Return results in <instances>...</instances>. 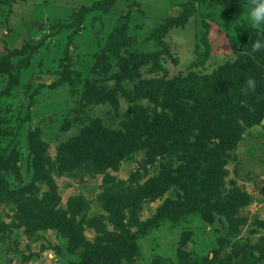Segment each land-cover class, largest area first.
Returning a JSON list of instances; mask_svg holds the SVG:
<instances>
[{
    "label": "rangeland",
    "instance_id": "obj_1",
    "mask_svg": "<svg viewBox=\"0 0 264 264\" xmlns=\"http://www.w3.org/2000/svg\"><path fill=\"white\" fill-rule=\"evenodd\" d=\"M249 3L0 0V264H96L97 247L114 264H264V51L250 54ZM196 76L223 77L209 111L210 96L161 105ZM180 113L197 121L177 129ZM103 131L137 145L104 168L86 149L68 157Z\"/></svg>",
    "mask_w": 264,
    "mask_h": 264
},
{
    "label": "trees",
    "instance_id": "obj_2",
    "mask_svg": "<svg viewBox=\"0 0 264 264\" xmlns=\"http://www.w3.org/2000/svg\"><path fill=\"white\" fill-rule=\"evenodd\" d=\"M208 42L207 40H204V45L207 46ZM223 83V77L221 79L220 82H217L215 84H213V86L210 88L211 85V81H209L208 76H196L195 78L190 79L189 77L187 78H182V79H178L176 81H173L171 83V88H170V92L167 94H170L172 96V99H169L167 97L162 98V100L160 101L162 106L168 107L170 108L172 105L178 106L179 102L182 101L181 99H186V98H201L204 96H210L212 99L209 100V102L206 104V108L205 110H202V112H206L209 111L210 106L212 105V101L214 98V95H217V88L219 87V85ZM142 85H144L143 87H145L148 91L147 95L150 96L151 98H155L157 91L159 90V86L155 85V80L153 79H149V80H145L142 82ZM155 96V97H154ZM178 107H175V109H177ZM145 113H144V118L147 121L150 117L149 115V111H147L146 109H142ZM192 114H188L186 115L187 117H184L183 114H179L174 120H176V126L175 128L177 129H181L184 128V126L186 127V129L188 127H190L192 124H194L197 120L195 116H191ZM155 115H152V118ZM188 118V123L186 122ZM185 119V123L181 124L180 122ZM190 123V124H189ZM187 124V126H186ZM132 129H140V121L138 119H135L133 121V125H132ZM223 135V134H220ZM117 136L111 137L109 136V134H107L105 131H103L100 134L97 132V138H91L92 141H88L90 143H85V146H82V143H84V141L82 140H77L75 145H72L70 147V152L72 154H70L68 157H78L80 154V150L81 151H86L88 152V155L90 157H95L96 159H92L93 164H95V167H108V166H114V157L115 155L117 156H121L123 154V150L125 149H129L134 147L135 145H137L135 143V140L133 137L132 139L126 138L125 135H121L120 136V140L115 144V141H113L114 139H116ZM149 138V137H148ZM146 138V140L144 139L143 141H148ZM224 140L223 136L220 137V143L221 141ZM114 143V144H112ZM140 143V142H139ZM161 143H165L166 141L163 140ZM219 142H215L216 146H218V144H220ZM85 147V148H84ZM103 150V151H102ZM102 151V152H101ZM213 153V152H212ZM211 154V153H210ZM208 154V155H210ZM207 155V156H208ZM216 166V170L217 168L220 166V161L216 160L215 164ZM100 168H97V170H99ZM212 171V170H211ZM52 192L54 193V190L52 189ZM98 252H100L101 257L100 259L97 261L96 264H114L113 263V257H112V253L113 252H117V251H112L110 250L109 247H105V248H100L97 247L96 248ZM107 251V253H106Z\"/></svg>",
    "mask_w": 264,
    "mask_h": 264
},
{
    "label": "clouds",
    "instance_id": "obj_3",
    "mask_svg": "<svg viewBox=\"0 0 264 264\" xmlns=\"http://www.w3.org/2000/svg\"><path fill=\"white\" fill-rule=\"evenodd\" d=\"M243 19L247 22L246 26H250L251 28L256 30L258 36V38L253 40L251 43L250 54L264 51V0H250V3L244 9ZM237 26L245 25H233L234 36ZM221 59H223V57H221ZM255 86L256 81L253 78L249 77L245 82L243 91H254Z\"/></svg>",
    "mask_w": 264,
    "mask_h": 264
}]
</instances>
